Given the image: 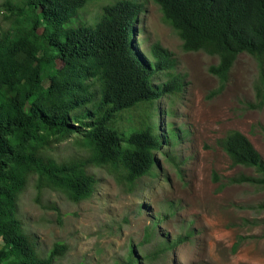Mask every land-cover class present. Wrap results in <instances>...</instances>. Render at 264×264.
Here are the masks:
<instances>
[{"label": "trees", "instance_id": "trees-1", "mask_svg": "<svg viewBox=\"0 0 264 264\" xmlns=\"http://www.w3.org/2000/svg\"><path fill=\"white\" fill-rule=\"evenodd\" d=\"M91 1L3 3L10 26L0 30V224L6 226L0 264H55L69 251L66 244L55 243L42 253L17 219L19 196L30 178L35 177L38 194L49 189L79 203L90 199L98 184L91 168L107 170L133 192L157 168L156 155L163 152L166 139L157 132L151 110L162 96L181 94L183 82L175 73L162 85L153 79L174 69V60L158 45L150 52L151 61L139 52L133 36L143 5L135 0L104 6L93 25L68 27ZM152 1L184 52L218 58L208 72L218 78L220 90L239 55L264 57V0ZM260 83L250 109L264 107V70ZM136 111L144 112L138 124L122 126ZM50 133L57 135L55 141L75 134L74 142L85 154L57 162L48 154ZM169 135L177 140L173 129ZM218 143L233 166L257 174L231 182L264 188V162L244 134L231 130ZM256 209L264 210V204ZM155 227L146 228L144 241L152 239ZM191 236L190 231L173 240L164 237L152 254L140 256L131 247L117 264L157 260Z\"/></svg>", "mask_w": 264, "mask_h": 264}, {"label": "rangeland", "instance_id": "rangeland-1", "mask_svg": "<svg viewBox=\"0 0 264 264\" xmlns=\"http://www.w3.org/2000/svg\"><path fill=\"white\" fill-rule=\"evenodd\" d=\"M5 1L0 0V30L10 26ZM118 1L92 0L68 27L95 24L102 8ZM135 1L143 5L133 36L139 52L151 61L150 52L158 45L175 63L174 69L157 73L153 84L166 83L170 73L183 82L181 94L162 96L151 110L157 132L166 139L163 152L156 155L157 168L133 192L107 170L91 168L98 184L92 197L79 203L49 189L38 194L32 177L19 196L16 217L42 253L55 243L68 246L55 264H117L131 247L140 256L152 254L164 237L173 240L190 231L187 241L141 264H264V210L256 209L264 204V188L231 182L257 174L252 168L233 166L218 143L227 132L239 131L264 162V107H248L258 100L256 85L263 87L264 57L239 55L220 90L218 78L208 72L218 58L202 51L184 52L160 7L152 0ZM143 114L136 111L122 126L137 125ZM169 129L175 132V142ZM49 137L48 154L57 162L85 154L75 144V134L60 141L52 133ZM154 223L155 235L146 242L145 230ZM5 233L6 226L0 224V236Z\"/></svg>", "mask_w": 264, "mask_h": 264}]
</instances>
